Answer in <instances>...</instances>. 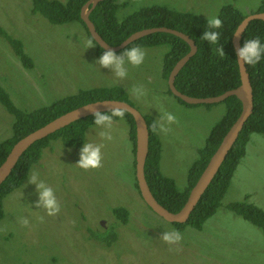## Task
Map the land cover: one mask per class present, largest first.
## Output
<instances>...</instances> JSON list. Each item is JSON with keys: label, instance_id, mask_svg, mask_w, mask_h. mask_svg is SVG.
<instances>
[{"label": "rangeland", "instance_id": "1", "mask_svg": "<svg viewBox=\"0 0 264 264\" xmlns=\"http://www.w3.org/2000/svg\"><path fill=\"white\" fill-rule=\"evenodd\" d=\"M116 2L119 20L152 5L207 19L217 16L226 4L244 15L257 12L261 0ZM32 7V0H0V27L21 42L30 65H24L0 36V86L11 103L30 111L83 90L117 86L124 90L127 103L146 120L151 118L148 123L154 125L164 112L172 113L175 121L166 132L154 129L159 171L177 190H183L188 169L198 159L210 130L226 113V102L188 104L167 92L163 74V59L169 50L166 43L141 46L146 52L144 63L129 66L127 78L118 80L109 69L95 64L100 52L92 40L93 46L85 49L90 39L81 22L50 23L41 10L33 12ZM122 49L113 52L119 54ZM136 84L143 85V97L131 94ZM13 120L0 103V142L11 136ZM101 131H109L111 140H102ZM86 132L88 139L103 145L99 167H76L80 145L64 146L61 139H51L20 185L3 196L0 264H264L262 231L227 207L246 200L264 210V134H249L220 205L196 229L188 224L177 228L141 198L135 187L133 140L125 117H112L107 130L91 124L83 138ZM32 171L53 189L60 204L58 214L48 216L33 204L35 188L27 183ZM115 208L126 210L125 223L114 216ZM171 229L179 231L182 239L170 245L160 235Z\"/></svg>", "mask_w": 264, "mask_h": 264}, {"label": "trees", "instance_id": "2", "mask_svg": "<svg viewBox=\"0 0 264 264\" xmlns=\"http://www.w3.org/2000/svg\"><path fill=\"white\" fill-rule=\"evenodd\" d=\"M85 1L32 0V11L41 10L50 23L61 24L76 20L81 22L85 27L79 18L80 7ZM118 5L116 0H101L88 14L98 34L109 45L119 44L136 30L155 26H166L182 31L194 41L196 51L179 69L174 78V86L178 91L194 97H208L218 95L239 84L238 66L233 60L235 57L231 37L244 14L233 5L226 4L219 8L217 17L221 20V27L213 29L220 33L218 44L222 46V51L226 54L224 58L215 54L216 45H210L200 38L203 31L209 30L206 19H201L195 14L178 11L164 5H152L139 8L119 20L116 16ZM256 11H264V0H261ZM85 30L87 32L86 27ZM0 36L10 44L13 52L20 57L21 62L27 65L29 59L20 49L21 42L12 38L1 27ZM87 36L92 40L88 32ZM252 37H259L264 42V21L254 19L247 24L239 40L240 46L244 39ZM162 43L169 45V50L163 59V74L167 78L176 60L189 50V46L184 40L170 33L154 32L138 38L127 46L135 44L139 46H153ZM97 47V51L100 52L102 48L98 45ZM27 66L30 65L28 64ZM245 67L252 88V111L211 182L207 185L191 210L187 220L182 223L171 222L177 225V228L185 224L196 229L202 227L203 222L220 205V200L228 186L232 172L245 152V142L249 134L252 132L264 134V57H262L257 65H245ZM167 92L171 94L169 89H167ZM176 98L179 99L178 97ZM101 99L126 101L125 92L122 88L117 86L108 88L98 87L64 97L48 106L24 111L11 103L7 92L0 86V103L13 115L14 119L11 136L0 142V163L13 143L25 134L70 109ZM222 101L227 104L226 113L220 122L210 130L205 139L204 147L200 150L198 159L188 169L187 184L183 190H177L175 183L160 173L158 163L159 143L154 133L153 124L148 123L151 118L148 117V120L144 118L148 129V150L143 168L144 177L156 201L170 212H177L182 207L190 188L195 183L208 158L217 147L223 134L240 113L241 103L234 95H230ZM117 111L121 112L122 116L130 123L134 153V124L131 115L123 110L105 111L104 113L110 115ZM91 121L92 115L77 119L46 137L35 141L20 155L7 177L0 183V218L3 215V196L20 185L31 163L39 160L41 148L46 147L51 139H61L64 146H79L81 143L80 139H83L84 130L92 124ZM135 187L138 190L136 178ZM227 207L233 213L258 227L264 235V210L246 200L232 202ZM113 213L122 223L126 222L127 212L125 209L115 208Z\"/></svg>", "mask_w": 264, "mask_h": 264}, {"label": "water", "instance_id": "3", "mask_svg": "<svg viewBox=\"0 0 264 264\" xmlns=\"http://www.w3.org/2000/svg\"><path fill=\"white\" fill-rule=\"evenodd\" d=\"M101 0H86L80 7L79 18L84 23L88 34L92 40L104 50H119L124 48L126 45L132 43L140 37L154 33V32H164L173 34L182 40H184L188 46L189 50L176 60L167 75V86L171 94L178 97L185 103L188 104H199V103H215L222 101L230 95H234L241 103V109L239 115L235 118L232 124L229 126L227 131L221 137L217 147L213 153L208 158L205 166L203 167L201 173L196 179L193 186L190 188L188 196L182 205V207L177 212H170L161 204H159L146 183L144 177V162L148 150V129L146 122L142 114L132 105L126 101L117 99H101L90 101L85 104L79 105L73 109H70L50 121L46 122L42 126L30 131L25 134L17 141L13 143L7 154L5 155L3 161L0 163V183L7 177L12 167L16 163L20 155L35 141L46 137L47 135L55 132L59 128L66 126L67 124L91 115L93 110H98L101 112L112 111V110H123L127 111L134 124V167H135V178L137 182L138 192L146 203V205L155 212L162 219L169 222L182 223L187 220L191 210L196 204L197 200L211 182L213 176L217 172L220 164L224 160L228 150L234 144L239 131L241 130L244 122L250 115L252 111V88L246 67L244 64H237L239 73V84L228 89L218 95L208 96V97H194L184 94L176 89L174 86V78L179 71V69L187 62V60L196 51V45L194 41L182 31L166 27V26H155L147 27L143 29L136 30L129 34L125 39H123L117 45H109L105 42L102 37L96 31L93 23L90 21L88 14L90 10ZM254 19H259L264 21V11L247 13L237 24L235 30L233 31L231 37V43L235 51L236 48L240 47V37L247 26V24ZM235 33V34H234Z\"/></svg>", "mask_w": 264, "mask_h": 264}, {"label": "clouds", "instance_id": "4", "mask_svg": "<svg viewBox=\"0 0 264 264\" xmlns=\"http://www.w3.org/2000/svg\"><path fill=\"white\" fill-rule=\"evenodd\" d=\"M207 28L202 32L200 38L206 41L210 45H216L215 54L221 58L226 57V54L222 51V46L218 44L220 33L213 29H219L221 27V20L213 15L206 19ZM235 34V33H234ZM93 46L91 40L85 41V49ZM146 52L139 45L125 46L119 54L114 53L112 50H100V55L96 58L95 64L99 68L109 69L113 75L123 81L128 76V67H138L145 61ZM234 61L237 64H244L248 66L257 65L262 57H264V42L259 37H252L243 40L240 47L234 51ZM130 92L133 96L140 98L145 95L143 85L136 84L131 86ZM91 123L97 128H103L105 130L110 129L113 116L122 117V113L117 111L111 115L104 112L93 110L91 112ZM175 121V116L170 112H164L159 116L158 122L153 125L154 129L158 128L161 133L168 130L167 126ZM99 136L102 140H111V134L109 131H101ZM81 143L78 149V159L74 164L76 167L84 170L94 169L100 166L101 163V143H95L88 139L87 132L83 139H80ZM27 183L34 185L36 192V200L33 202L35 207L42 208L44 213L48 216H54L60 211V204L57 201L56 195L53 189L48 186L43 180L39 178L37 171H32L27 177ZM22 195V194H21ZM26 222V221H25ZM160 239L166 244H176L182 239L181 233L175 229L162 230Z\"/></svg>", "mask_w": 264, "mask_h": 264}]
</instances>
